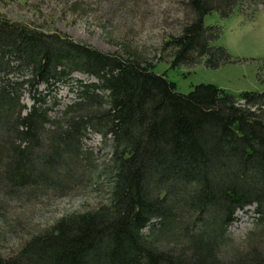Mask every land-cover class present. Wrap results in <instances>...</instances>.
Instances as JSON below:
<instances>
[{"label":"trees","instance_id":"16d2710c","mask_svg":"<svg viewBox=\"0 0 264 264\" xmlns=\"http://www.w3.org/2000/svg\"><path fill=\"white\" fill-rule=\"evenodd\" d=\"M178 2L187 19L162 52L173 66L210 68L234 59L213 44L221 27L206 26L205 15L237 7L253 19L264 4ZM124 49L104 51L0 13V220L10 201L85 190L92 172H72L93 168L85 140L98 133L112 143L110 162L93 168L107 201L37 230L0 252V264H264V90L199 83L180 92L156 64ZM76 73L96 80L76 81ZM64 84L75 98L55 114ZM250 206L253 228L236 242L230 226Z\"/></svg>","mask_w":264,"mask_h":264},{"label":"rangeland","instance_id":"374dc122","mask_svg":"<svg viewBox=\"0 0 264 264\" xmlns=\"http://www.w3.org/2000/svg\"><path fill=\"white\" fill-rule=\"evenodd\" d=\"M0 13L47 31L67 33L75 40L104 51L125 54L124 47H127L156 64L154 70L166 73L169 79L176 82L180 92L188 93L199 83H214L234 94L245 90H264V81L258 76L264 60V4L253 19L242 15L237 7L229 16H223L219 11L205 15L206 26L221 27L220 36L213 44L226 47L234 59L218 68L207 67L204 63L173 66L168 51L166 54L162 52L165 40L179 33L187 19L186 11L178 0H0ZM74 79L85 82L96 80L81 73L74 74ZM44 86L41 85V88ZM71 87L68 84L59 86L57 96L61 105L53 113L59 114L75 98ZM25 102L31 104L28 96ZM111 144L110 139L106 140L98 133L90 134L85 140L86 147L91 151L92 167L98 172L104 163L110 162ZM88 168L72 169L74 175L83 169L92 172V182L76 194L57 199L43 197L36 202L30 199L31 203L8 202L7 222L0 220V252L6 255L12 253L31 234L48 227L67 213L92 209L106 202V194L94 185L96 174H93V168ZM254 219V206L237 212L229 230L234 241L245 239L253 228Z\"/></svg>","mask_w":264,"mask_h":264}]
</instances>
